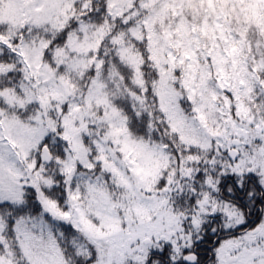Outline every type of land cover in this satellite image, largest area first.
<instances>
[{
  "label": "snow or ice",
  "instance_id": "obj_1",
  "mask_svg": "<svg viewBox=\"0 0 264 264\" xmlns=\"http://www.w3.org/2000/svg\"><path fill=\"white\" fill-rule=\"evenodd\" d=\"M0 264H264V0H0Z\"/></svg>",
  "mask_w": 264,
  "mask_h": 264
}]
</instances>
